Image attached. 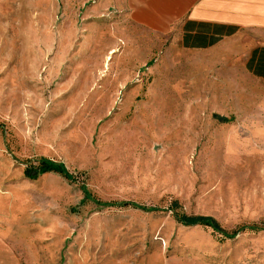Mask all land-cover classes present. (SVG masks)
<instances>
[{"label":"rangeland","instance_id":"1","mask_svg":"<svg viewBox=\"0 0 264 264\" xmlns=\"http://www.w3.org/2000/svg\"><path fill=\"white\" fill-rule=\"evenodd\" d=\"M163 30L124 0H0V264H264V86ZM41 158L75 182L26 180Z\"/></svg>","mask_w":264,"mask_h":264},{"label":"crops","instance_id":"2","mask_svg":"<svg viewBox=\"0 0 264 264\" xmlns=\"http://www.w3.org/2000/svg\"><path fill=\"white\" fill-rule=\"evenodd\" d=\"M144 24L188 52L228 51L243 71L264 86V0H124ZM0 247L3 242L0 239Z\"/></svg>","mask_w":264,"mask_h":264},{"label":"trees","instance_id":"3","mask_svg":"<svg viewBox=\"0 0 264 264\" xmlns=\"http://www.w3.org/2000/svg\"><path fill=\"white\" fill-rule=\"evenodd\" d=\"M47 174H55L62 178H64L67 181L75 182L73 175H71L65 166L61 163H56L47 159H39L35 162H28L25 165L23 175L26 180L29 181H36L39 177ZM81 191L83 192L84 200L85 201H93L91 198L89 192L85 189L84 186H81ZM94 202V201H93ZM96 203V202H95ZM98 204V206L102 207H120V208H126V207H133L134 209L140 210L144 213H156L159 210L156 208H144L140 207L135 204L131 203H119V204ZM173 219L174 221L180 225L183 228H194V227H202L204 229H209L213 233L223 237L224 239H233L235 238L239 233L245 230L257 232L259 229L257 227H243L235 232L227 233L221 227L219 224L210 217H202V216H186V215H179L176 213H173Z\"/></svg>","mask_w":264,"mask_h":264}]
</instances>
